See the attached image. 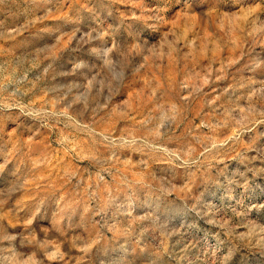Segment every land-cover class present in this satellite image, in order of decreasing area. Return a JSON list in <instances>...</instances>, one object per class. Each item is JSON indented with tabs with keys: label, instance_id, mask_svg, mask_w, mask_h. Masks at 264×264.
Listing matches in <instances>:
<instances>
[{
	"label": "rangeland",
	"instance_id": "1",
	"mask_svg": "<svg viewBox=\"0 0 264 264\" xmlns=\"http://www.w3.org/2000/svg\"><path fill=\"white\" fill-rule=\"evenodd\" d=\"M0 264H264V0H0Z\"/></svg>",
	"mask_w": 264,
	"mask_h": 264
}]
</instances>
